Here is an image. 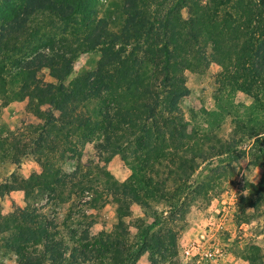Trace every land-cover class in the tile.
<instances>
[{
  "label": "trees",
  "instance_id": "1",
  "mask_svg": "<svg viewBox=\"0 0 264 264\" xmlns=\"http://www.w3.org/2000/svg\"><path fill=\"white\" fill-rule=\"evenodd\" d=\"M230 1L123 0V21L111 31L107 20L97 17V0H0V89L18 79L20 85L10 99L26 98L28 110L40 122L24 128L28 152L40 172L24 179L10 174L0 183V197L21 191L25 201L21 209L0 216L4 245L14 252L17 264H103L121 243L95 239L89 244L86 232L78 246L55 239L54 228L39 213L42 206H31L39 195L47 202H62L67 184L68 192L76 188L82 193L91 187L92 176L118 207L121 201L137 199L136 187L127 180L119 183L99 170L87 169L75 183L70 178L77 169L56 177L49 160L54 148L65 147L71 159L79 157L86 144L109 157L123 153L125 161L139 162L149 176L157 175L159 166L166 167L167 184L175 176V165L179 169V150L192 146L177 133L188 125L178 107L186 93L182 71L201 74L215 58L222 64L219 85L224 89L225 79L238 85L237 75L228 77L231 63L257 60L256 67L248 66L241 74L242 84L253 76L264 79V0H237L234 8H227ZM181 8L187 10L186 19L179 14ZM93 51L101 53L96 68L68 79L74 58ZM43 69L54 81L48 90L36 77ZM43 106L48 108L41 110ZM238 134L239 141L246 137ZM215 141L217 147L211 145L207 155L196 158L219 161L233 152L232 142ZM9 149L6 156L17 163L24 153L15 145ZM95 196L93 201L99 191ZM156 225L152 221L137 228L134 248L126 251L122 262L136 261L150 245L146 241ZM247 260L261 264L254 257Z\"/></svg>",
  "mask_w": 264,
  "mask_h": 264
},
{
  "label": "rangeland",
  "instance_id": "2",
  "mask_svg": "<svg viewBox=\"0 0 264 264\" xmlns=\"http://www.w3.org/2000/svg\"><path fill=\"white\" fill-rule=\"evenodd\" d=\"M236 1L231 0L226 7L234 8ZM122 3L123 0H97V17L107 20L111 31L123 21ZM179 14L183 19L188 17L185 8L179 9ZM100 55L99 51H93L75 57L68 79L93 71ZM221 65L211 58L203 73L188 70L181 73L186 93L178 107L183 122L188 125L180 127L177 133L185 141L192 142V146L182 153L179 150L176 155L180 160L179 169L175 165V176L167 184H163L166 167L160 169L159 166L158 174L149 176L139 162L133 165L134 161H125L123 153L109 157L96 152L93 144H86L80 156L71 159L64 152L65 147L51 146L54 149L49 160L57 172L56 177L77 169V175L70 178V182L75 183L76 178L88 172L87 169L99 170L119 183L127 180L138 193L137 199L121 201L118 207L89 176L92 181L89 190L79 193L75 188L70 193L67 184L62 190L65 199L62 202H47L44 194L39 195L38 202L31 206H42L39 213L54 228L55 239L69 243V247L78 246L80 235L86 232L89 244L97 239L108 240L114 245L120 241L113 249L115 255L106 258L103 264H249L247 256L264 264V79L253 76L251 81L242 84L241 74L249 69L248 66L256 67L257 60L249 64L245 61L231 63L228 77L237 75L238 85L225 79L222 82L226 86L220 89ZM36 77L43 89H50L54 83L45 69ZM19 85L20 81L15 79L7 89H0V183L10 174L24 179L40 172L34 156L28 152V131L24 129L40 123L39 119L28 110L26 98L10 99ZM47 108L43 106L41 110ZM239 132L246 135L241 141ZM196 138L199 143L194 144ZM219 139L232 142L230 151L233 152L228 157L223 155L219 161L196 158L200 154L207 155L211 145L217 147L219 144L215 140ZM12 145L24 153L17 163L6 156ZM191 157L195 159L192 162ZM96 191L99 196L93 201ZM24 205L21 191L3 195L0 216ZM152 221L157 225L146 241L150 245L136 261L122 262L126 251L134 248L137 228ZM4 237L0 233V264H17L14 252L4 245ZM158 242L160 246L153 247Z\"/></svg>",
  "mask_w": 264,
  "mask_h": 264
},
{
  "label": "built area",
  "instance_id": "3",
  "mask_svg": "<svg viewBox=\"0 0 264 264\" xmlns=\"http://www.w3.org/2000/svg\"><path fill=\"white\" fill-rule=\"evenodd\" d=\"M185 253L187 254V250L185 251Z\"/></svg>",
  "mask_w": 264,
  "mask_h": 264
}]
</instances>
